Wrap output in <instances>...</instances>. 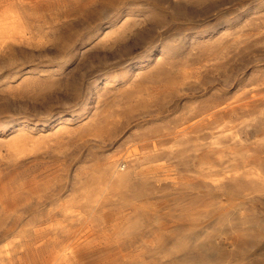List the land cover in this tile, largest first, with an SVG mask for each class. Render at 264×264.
Returning <instances> with one entry per match:
<instances>
[{
	"label": "rangeland",
	"instance_id": "374dc122",
	"mask_svg": "<svg viewBox=\"0 0 264 264\" xmlns=\"http://www.w3.org/2000/svg\"><path fill=\"white\" fill-rule=\"evenodd\" d=\"M57 1H10L0 40V179L41 185L0 215V263L49 217L123 212L127 242L176 226L174 264H264V0ZM233 202L234 225L205 209Z\"/></svg>",
	"mask_w": 264,
	"mask_h": 264
},
{
	"label": "bare ground",
	"instance_id": "6f19581e",
	"mask_svg": "<svg viewBox=\"0 0 264 264\" xmlns=\"http://www.w3.org/2000/svg\"><path fill=\"white\" fill-rule=\"evenodd\" d=\"M10 1L12 0H0V40L22 36L19 27L21 15L13 12ZM13 1L27 7L30 15L38 20H45V15L51 14L54 6L65 4L57 0ZM220 153L222 156L230 155L234 159L238 156L234 151L222 150ZM145 178L146 176L141 178V181H145ZM178 180L180 179L175 178L173 182L179 183ZM8 183L0 179V215L5 220L17 215L24 200L29 201L28 196L38 195L41 189L40 183L35 180L11 189H8ZM257 191L264 195V187ZM211 205H214L218 217L223 221L227 220L234 225L240 219L235 216L238 203L233 202L231 206L211 203L206 204L205 209ZM126 217L123 212L105 214L104 225L87 223L78 229L68 226L63 219L49 217L32 228L30 236L22 238L15 249H6L5 260L0 264H174L173 258L170 257L174 252L170 250L161 257L160 248L168 246V239H176V226L167 223L160 216H155L153 221L160 241L143 238L141 244L131 243L123 239L127 232ZM195 225L194 222L193 226ZM242 235L237 232L233 234L231 239L234 245L239 243ZM186 244H177L179 250H185ZM199 258H202L198 259L199 261L205 260L203 256Z\"/></svg>",
	"mask_w": 264,
	"mask_h": 264
}]
</instances>
